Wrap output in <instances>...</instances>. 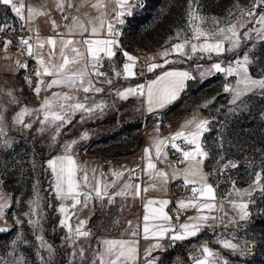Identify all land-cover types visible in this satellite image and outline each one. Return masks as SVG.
I'll use <instances>...</instances> for the list:
<instances>
[{"label": "rangeland", "instance_id": "obj_1", "mask_svg": "<svg viewBox=\"0 0 264 264\" xmlns=\"http://www.w3.org/2000/svg\"><path fill=\"white\" fill-rule=\"evenodd\" d=\"M142 1L146 3L145 7L135 8L132 15L124 18L123 25H117V30L121 34L117 37L119 48H113L116 55L111 59L104 58L103 60V69H106L104 73L112 83H103L105 77H100L101 83H97L96 86L104 90L94 95L91 92L87 94L91 97L88 101L89 105L101 102L106 105L102 111L97 110L91 115L77 112L71 118V123L61 128L58 136L55 133V125H46L45 130L41 132L39 129L42 125L35 115H25L23 118L24 123H31V128H24L23 124L14 122L15 126H20L19 133H17L21 136V143L18 141L19 147L0 149V153L3 154L0 161V177H2L0 193L1 195H4V192L7 193L8 198L4 200H7L10 205L6 218V222L9 221V229L6 230L4 238L0 237V264H14L18 257H23L25 264H92L90 260L97 252L96 245L99 237L108 231L107 222L114 221L115 218L119 220H126V218L123 213L120 215V213L113 212L115 208L106 198L103 205L100 201L93 200L88 207H77L75 211L78 218L70 220L73 229L80 220L87 221L84 230L89 231L91 235L87 238L81 237L75 240V243L65 239L68 234L67 228L60 227L58 223L63 218V214L58 211L61 201L52 194L53 176L46 161L64 154L65 144L75 141L71 153L78 164L87 171L89 182L93 187L95 178L107 182L116 179L113 176L114 172H121L129 177V170L142 164L143 140L151 129L149 125L153 117L148 118L143 109L146 113H151L161 111L163 108L154 106L153 111L148 110L146 88L145 95L137 93L128 95L126 99L120 98L117 91L134 88L140 84L145 85L148 79L149 81L155 79L163 71H182L170 65L182 63L183 59L179 56L185 57V55L172 52V46L176 43L190 41L185 46V52L188 53V60L192 61L191 43L199 46L205 41L203 37L199 40L192 39L193 28L200 21L196 20L190 27V11L200 17H215L221 21V27H226L229 21L236 23L240 19L241 8L251 9L253 3V0ZM29 7L38 12L41 9L32 2H29ZM261 11H264V7L256 9L257 15ZM230 12L231 16H229ZM36 17L33 19L35 20ZM113 17L110 19L111 22H114ZM65 22L66 20H63V23ZM200 26L211 28L213 25L210 20H206ZM252 27L259 28V25L247 23L244 28L238 29L239 35L243 37L244 31ZM178 32H181L179 37ZM41 41L38 42V46L42 44ZM79 42L82 41L79 40ZM208 42L214 41L209 40ZM227 46L228 41H225V47ZM39 51L40 48L38 53ZM124 51L137 58L134 65L136 73L134 77L124 78L122 66L128 62L122 54ZM166 52L168 55L165 57L163 54ZM245 52L249 54L251 61L249 65L251 76L253 78L264 77V41L257 39L254 32L252 39L242 42L241 47L235 52H225L219 56L223 58L222 67H227L237 55L242 59ZM164 59H168L170 63L164 64ZM150 61H156L155 63L158 61L157 64H163V67L149 72L147 68L151 64ZM215 62H202L198 74L192 73L194 79L189 81L173 111H176L174 115H177V112L182 114L183 111H191L199 115L201 120L210 121L207 126L209 130L203 134L202 143L209 153L208 158L204 160V165L209 182L216 191L217 218L212 223L207 222L210 230L198 236L197 241L190 240L193 236L179 240L189 241L171 247L165 253L162 264H180L181 255L186 249L185 245L187 247L197 246L202 255V248L207 246L216 254L218 264H222L225 260L227 264H264V191H253L251 196L243 198L245 202L252 201L248 208L250 216L246 221L239 220L238 211L230 205L228 195L233 190V182L236 189L244 191L249 189L253 183L256 172L264 173V94L257 89L243 96L235 104L231 103L232 95L224 91V85L227 83L235 86L236 77L217 73L215 70L209 71ZM34 65L30 66L28 71H19L15 77L6 80V86L10 87L9 102L13 103V112H20L24 107L30 110L37 109L44 97H51L52 93L56 92L50 89L47 94H43L45 91L42 85L40 95L34 94L33 89L37 83L35 76L37 67ZM44 66L48 67L46 63ZM44 66L40 65L39 69L42 76H44ZM114 69L121 73L119 77L114 74ZM81 71L84 69L77 72ZM201 72L204 75H201ZM28 77L32 78L31 85L26 80ZM60 89V93L68 92L70 95H75L81 102L85 96L82 90L74 92L68 87ZM179 95L180 92L174 101L179 98ZM17 113H14L15 116ZM184 120L182 118L175 121L172 131H191L194 124H186ZM85 134L86 138H83ZM54 136H56L55 139H53ZM165 139L164 132L160 130L152 131L147 135L145 141L151 144L152 162L155 163L156 168L147 169V162L144 178L150 175L151 179L156 177L158 180L157 164L153 159L156 158V142L165 141ZM32 149L37 159L31 156ZM229 161L236 163L238 167L224 169V165ZM187 167L188 163L172 171L165 168L159 169L166 173V178H162V185H166L163 190L167 194L171 180L172 182L184 181L183 170ZM131 180L140 182L133 178ZM260 183L264 188V179ZM116 189L117 183L114 188L109 189V192L112 193ZM37 193L41 198L40 206L36 210L37 214L28 215L30 202L35 201ZM166 201L169 203L163 206V211L167 214L170 200ZM180 201L177 202L178 205ZM70 205L71 201L66 202V206H69V215L73 211ZM186 208L188 209V207L181 209L186 212ZM90 210L93 211L90 212ZM156 215H159L158 211ZM195 216L197 215L190 214L182 218L177 226L170 224L167 227H174L175 232L182 233L179 225L186 222L195 223V221H189V217ZM37 219L40 220L39 225L28 222ZM41 235L48 244L53 246V255L50 259L47 249L41 248L40 241L36 239ZM130 239L136 241L137 248V239L125 238V240ZM224 239H230L238 244L239 249L224 248L221 243ZM22 240L27 243L21 242ZM13 241L16 243L14 244ZM81 247L84 249L83 259L80 258L78 252ZM74 251L75 256L72 255ZM41 257H44L43 261Z\"/></svg>", "mask_w": 264, "mask_h": 264}, {"label": "snow or ice", "instance_id": "obj_2", "mask_svg": "<svg viewBox=\"0 0 264 264\" xmlns=\"http://www.w3.org/2000/svg\"><path fill=\"white\" fill-rule=\"evenodd\" d=\"M117 8L114 9V22H107L105 25L104 16L105 13L101 12V15L97 17L98 23H95L91 20L87 22L88 25H91L89 28L84 22H82L78 17L73 16L72 21L73 25L68 26V34H73L77 29L79 34L83 36L85 32L89 33V38H84L82 43L85 45V52L79 51L77 48H71V51L75 54L72 57L71 62H77L80 59L85 60V69L81 72L68 73L66 71V66L70 63L69 58L64 55V49L69 45L74 43H80L79 41L74 42L72 40H61L63 45L61 48V56L63 57V63L58 66L52 65L51 70L49 67L43 68V75L52 76L49 82L45 83L41 77L42 73L37 71L35 73L37 83L33 92L35 95L39 96L43 89H51L54 86L65 85L74 92L83 91L85 96L81 102L75 95H69L67 93L53 92L51 97H44L40 106L37 109L30 110L27 107H24L16 114L13 118L16 124H23L24 128H31V123H24L25 115H35L36 119L39 120L42 127L39 129L41 132L45 130L44 126L46 125H55L56 136L59 135L61 128L66 124L71 123V118L77 112H83L85 114L91 115L97 110L102 111L106 106L101 103L88 104V101L91 99L87 94L92 93H101L104 89L102 87H97V83H101L99 80L100 77H105L103 83L111 84V79L107 78V74L100 71L102 67V62L104 58L111 59L116 55V52L113 51V48H119V42L117 37L120 36V32L117 30V25H123L125 23V17L130 16L134 13L135 8L142 6V0H115ZM0 5L10 6L11 10L15 13L16 17L21 21V29L25 28V16L24 9L25 4L23 0H0ZM57 7L63 11L64 5L62 0H58ZM68 7H72V4L69 3ZM93 7L100 8L101 4L98 0ZM264 7V0H253L251 9H240V19L236 23L228 22V26L221 27V21L215 17L205 18L198 16L195 12L190 11V27L192 24L199 20L200 23L193 28V37L194 40H199L201 37L204 38V43L199 44L191 43V53L195 54L198 51L201 53H207L209 55L215 54L217 56L223 55L225 52H235L241 47L242 42L252 39V33L256 34V38L264 41V11L259 12L257 15L256 9ZM44 13L38 12L33 8L29 7L27 10V21H32L35 16L43 15ZM232 13H229L231 16ZM65 19H68V16L65 15ZM206 20H210L213 25L211 28L201 27V24H204ZM247 23L253 25H259V28L252 27L247 31H244L243 37L239 35L238 29L244 28ZM52 26L55 29L57 27L55 21H52ZM10 25H0V32L5 31L7 28H10ZM101 32L105 33L106 38H97L93 39L91 37L99 36ZM62 35V34H60ZM181 32L177 33L179 37ZM19 42L25 46L27 54L31 57L33 55V45L30 43L31 37L18 38ZM209 40L214 42H208ZM225 41H228V46L225 47ZM190 41L185 40L183 43H176L172 46V52L180 55L187 56L188 53L185 52V46ZM5 48L11 41H4ZM49 45H54L56 43L55 39L49 37L47 39ZM40 47H43L41 44ZM101 53L104 56H101ZM123 56L126 58V61L122 66L124 78L134 77V65L136 62V57L130 55L128 52L124 51ZM165 57L168 53L163 54ZM190 58V56H189ZM170 61L164 59V64H168ZM221 62H215L211 65V70H215L217 73H225L227 76L236 77L235 86H230L229 84L224 85V91L231 93L232 99L231 103L235 104L237 101L241 100L243 96L248 93H252L254 90H261V94H264V77L253 78L249 72V65L251 61L249 59V54L245 52L243 58L241 59L239 55L236 56L234 61L228 63L227 67H222ZM39 64L43 66L45 61L43 59L39 60ZM27 65H22L26 67ZM163 64L151 63L148 65L147 70L153 72L157 68H162ZM114 74L119 77L120 72L113 70ZM201 75H204L201 72ZM189 72L187 71H175L168 70L163 71L161 74L156 76L155 79H152L147 82L146 85V96L148 101V110L153 111V107H164L166 104L174 101L177 98L178 93L183 89L185 81L191 79ZM29 85L32 83V78H26ZM145 85L140 84L134 88H128L123 91H117V95L126 99L128 95H135L139 93L140 95H145ZM15 102V100L13 101ZM42 114V119H41ZM83 118V117H82ZM4 119L3 115H0V122ZM189 124H194V128L189 131H177L170 138V145L166 144L165 141L160 140L156 142V158L161 160V162L166 161V152L164 151L167 147H171L176 153L181 156V159L178 163H188V167L183 170V178L187 185H193L192 199L189 201H180L179 206L181 208L185 207H195L198 209V212H204L205 210L209 213L217 208V204L214 202L215 189L212 184L207 183V176L202 173L201 165L205 159L208 158L209 153L205 150V146L202 143L203 134L208 131V120L200 121H189ZM0 133H4V128L0 126ZM53 137V139L56 138ZM86 138V134L85 137ZM178 140L183 141V145L177 143ZM76 142L71 141L66 143L64 146V154L57 155L46 161L47 167L51 170L53 176L52 182V194L59 200L61 203L58 206V211L63 214V218L58 222L60 227L67 228V236L65 239L72 240L75 243V240H78L81 237L87 238L91 234L89 231L84 230V225L87 223L85 220H80L79 224L73 229L70 224L72 218H78L76 209L77 207H88L93 200L100 201L103 205V201L107 198L109 204H111L115 197L117 196H127L129 194L133 196L140 195V185H132L130 183H125L119 191L110 193L109 189L114 188L116 185V179H113L111 182L102 181L99 178H95V186L93 187L92 183L89 182V176L87 171L78 164L74 155L71 153L72 145ZM187 147L188 150H184ZM145 158L148 163L146 165L147 169H155L156 165L152 162V157L149 154V149L145 148ZM173 167L172 165H169ZM228 167L236 168L238 165L231 161L228 164L224 165V169ZM136 169L129 170V179L132 178ZM80 173H83L80 175ZM123 173L114 172L113 176L118 178ZM157 176L161 178H166V173L163 171H158ZM264 179V173L256 172L255 179L250 185L249 189L240 191L234 187L233 190L229 192V203L230 205L238 211L239 220L246 221L250 213L248 211L249 205L252 203L251 200L245 202L244 197L252 195L253 191H264V188L261 187V180ZM38 183V182H37ZM135 189L133 192H129L130 189ZM147 191V189H145ZM235 197V198H232ZM40 196L39 193L36 194V199L34 202H30V212L28 215H36L37 208L40 206ZM71 201L70 208L73 210L71 215H69V206H66V202ZM211 201V202H209ZM157 203V201L148 200L145 207V215L143 217V234L144 238H149V234L153 237L163 238L168 233H173L171 239L175 241L186 239L189 236H195L198 234L203 227L209 226L207 222L210 219H215V217L209 215H197L195 217H189V221H195V223H183L179 225L181 232H175L174 227H167L164 224L152 223L150 227V219L152 221L163 220L165 222L170 221V217L163 211V206L167 205L169 201L162 200L158 201L161 205L159 210L153 209V213L158 211L159 215L149 214V205ZM7 205L0 204V216L4 215L5 208ZM222 210V205H221ZM30 224H40V220L35 221L29 220ZM131 226V221H129ZM7 229H0V231H6ZM137 235L136 231L131 233L132 237ZM37 240L40 241V247L47 249L49 253V259L53 255V246L48 244L43 236H37ZM27 243V241H21ZM15 244L16 241H13ZM224 248L237 250L239 245L233 243L230 239H224L221 241ZM103 246V251H97L94 253L92 264H129L130 261H135L137 258V248L135 246L136 241L134 240H124V239H105L101 241ZM162 245L159 243L153 244L149 249L146 250V255H150L151 251L154 249H160ZM79 256L81 259L84 258V249L81 247L78 249ZM202 257H193L194 264H218V258L215 253H213L207 246L202 248ZM39 255V253H37ZM73 256L76 255L74 251ZM41 260H44V257H41ZM14 264H25L23 257H18L17 261ZM146 264H153L152 260H147ZM222 264H227V261H223Z\"/></svg>", "mask_w": 264, "mask_h": 264}, {"label": "crops", "instance_id": "obj_3", "mask_svg": "<svg viewBox=\"0 0 264 264\" xmlns=\"http://www.w3.org/2000/svg\"><path fill=\"white\" fill-rule=\"evenodd\" d=\"M25 4V20L28 23L29 26H32L36 32V38L34 40V64L36 65L37 69L36 72L39 71L40 64L39 60L43 59L49 69L51 70L52 65L58 66L59 64L63 63V57L61 56V40H72L74 42L77 41H83L84 38H89V33L85 32L82 35L79 34V30L73 32V34H68V26L73 25L72 17H78L82 22L86 24L89 28L91 25H88L87 22L89 20L98 23L97 17L101 15V12L105 13L104 20L105 25L107 22L110 21L111 17L115 15L114 9L117 8V5L115 3V0H99L101 7L96 8L93 7L94 4L98 2V0H62V3L64 5L63 11H61L57 7L58 0H23ZM29 2L35 3L38 8H41L39 12L44 13L43 15H38L36 19L32 21H27V10H28V4ZM71 3L72 7H68V4ZM45 4V8H43V5ZM65 15L68 16V19H65ZM63 20H66L65 23H63ZM52 21H55L57 27L54 29L52 26ZM62 34V35H60ZM49 37H52L55 39L56 43L54 45H49L47 43V39ZM93 39L97 38H106L105 33L101 32L99 36L91 37ZM42 40L43 47L38 46V42ZM76 40V41H75ZM82 43V42H81ZM74 43L73 45H69L67 48L64 49V55L69 58L70 63L66 66V71L68 73H76L78 70L85 69V60L80 59L77 62H71L72 57L75 55L71 48L75 47L81 52H85V45L82 43ZM41 45V44H40ZM40 48V51L38 53V49ZM179 58L183 59L182 63L180 64H170L172 67L180 68L182 71H187L189 74H198V69L202 62L200 61H190L188 60V56H179ZM156 61H150V63H155ZM158 63V61H157ZM44 66V65H43ZM21 62L20 59L13 55H4L0 57V115H3L4 119L2 122H0V126L4 128V133H0V149H6L9 147H19L18 144L21 141V136H18L17 133H19L18 129L20 126L14 125L13 117L15 116L13 112V103L9 102V96H10V87H7L6 80L11 79L12 77H15V74H17L20 71ZM46 67V66H44ZM43 67V68H44ZM71 69L73 71L71 72ZM157 70V69H156ZM160 73V72H159ZM154 74V73H153ZM14 79V78H13ZM41 79L47 83L51 79H53L52 76L44 75L41 77ZM149 79L147 80V82ZM189 79L185 81V85L183 89L180 91L179 98L174 101L173 103H170L168 105H165L162 107L163 109L161 111H154L151 113H146V111L143 109L144 113L147 115V117L151 116L154 113H161L165 119H168L170 121V126L168 129H164L163 127H156L151 128L149 130V133L155 130H160L164 132V135L166 137L165 143L169 144L171 143L170 138L172 135H174L177 131H172V127L174 125L175 121H178L182 118H184V122L186 124H189L187 122L189 121H200L201 117L194 112L191 111H183L181 113H176L177 115H174L176 111H173L174 107L179 102V99L181 98L184 90L186 89L187 85L189 84ZM146 82V84H147ZM145 84V88H146ZM62 87H67L65 85H59L54 86L51 88L52 90H56V92H59ZM48 90H44L43 94H47ZM70 90V89H69ZM68 90V91H69ZM145 91V89H144ZM68 94V92H67ZM70 95V94H69ZM183 107V106H181ZM182 109V108H181ZM170 110V111H169ZM194 128V127H193ZM192 130V129H191ZM190 130H187L185 132H189ZM148 133V134H149ZM147 134V135H148ZM147 135L144 137L143 140V148L147 147L149 149V154L151 156L152 147L150 143H147L145 141ZM19 141V142H18ZM21 143V142H20ZM177 143H180L183 145L182 140H178ZM20 150V149H19ZM166 152V161L161 162V160H158L157 158H154L153 160L157 164V170L165 168L168 171H172L175 168H181L186 165L187 162H185L182 166H175L174 164V155L178 154L176 153L171 147H167L165 150ZM31 156L37 159L38 157L35 155L33 149L30 151ZM3 154L0 153V161L2 160ZM152 157V156H151ZM153 158V157H152ZM147 159L145 158V151L143 155V161L142 164V176L140 179V182H134L133 180L129 179V177L126 175H121L119 178H116L117 183V189L116 191H119L120 188L125 183H130L132 185H140V195L139 196H133L131 194L127 196H117L115 197L114 201L111 203L112 207L115 208L113 212H116L117 214L123 213L124 219H117L115 218L114 221H108L106 228H108V231L100 235L98 244L96 245L97 251H103V246L101 244V241L105 239H124L125 238H135L137 239V258L135 261H130L129 264H146L147 260H152L153 264H162V261L164 260L165 253L171 249L170 244L168 243V240L171 239L172 233H168L163 238H157L153 237L151 234H149V238L145 239L143 234V217L145 215V207L144 205L148 200L157 201V203H154L152 205H149V214L150 217L153 214V209L157 210L160 209V204L158 201L162 200H170V205L167 207V215L171 218V208L177 206L181 209V207L178 205V201H189L192 199V192L191 189L193 185H185V187L182 189L181 198L173 201L171 200L169 193H170V187L172 180L168 184V194L166 191L163 190V188L166 185H162V178L159 177L158 180L155 177L154 179H151L150 175H147V178H144V172H145V164L147 163ZM169 165H172L173 167H170ZM202 173L207 176V183L211 184L209 182V177L207 173V169L205 168L204 161L201 166ZM129 170V169H128ZM127 172V171H126ZM2 179V177H0ZM158 181V182H156ZM183 181V180H182ZM184 182V181H183ZM163 186V187H162ZM147 189V191H145ZM135 189H130L129 192H133ZM115 192V191H114ZM7 193L4 192V195H1L0 193V200L2 198V202L0 201V204H5L7 207L5 208L4 215L0 216V229H9V221H7L8 217V211L10 210V205L7 203V200H4L7 195ZM215 197H216V191H215ZM8 198V197H7ZM107 199V198H106ZM211 202V201H209ZM217 204V199L214 201ZM187 209V208H186ZM182 210V209H181ZM93 210H90L92 212ZM217 211H218V205L217 208L212 210L210 213L208 211L204 212H198V209L195 207H188L187 211L182 210V215L180 218L174 222L172 218L169 222H165L163 220H156L152 221L150 219V227L152 223H159L164 224L165 226H168L170 224L178 225V223L182 220V218L188 217L190 214L195 215H209L212 217L217 218ZM190 213V214H189ZM214 219H210V223H212ZM129 221H131V226L129 225ZM215 225V224H214ZM132 228L138 229V234L135 237L131 236ZM210 230L207 226L202 228V230L193 236L190 240L197 241L198 236H200L203 232ZM6 231H0V237H5ZM189 240L179 241V242H185ZM159 243L162 245V248L160 249H154L151 251L150 255H146V250L150 248L151 245ZM92 261V259L90 260ZM97 264L99 262L97 261Z\"/></svg>", "mask_w": 264, "mask_h": 264}, {"label": "built area", "instance_id": "obj_4", "mask_svg": "<svg viewBox=\"0 0 264 264\" xmlns=\"http://www.w3.org/2000/svg\"><path fill=\"white\" fill-rule=\"evenodd\" d=\"M146 3L142 1V6L137 7V9H142L145 7ZM25 16V11H24ZM21 21L19 18L16 17L15 13L11 10L10 6L0 5V25H10V28H7L5 31L0 32V57L4 55H13L20 59L21 67L20 71L25 72L28 71L30 66L34 65V40L36 38V32L32 26H29L28 23L25 20V28L21 29L20 27ZM20 37L28 38L31 37L30 43L33 45V55L30 57L27 54L25 46H23L19 39ZM9 40L11 41L10 44H8L7 48H5L4 41ZM101 56H104L102 54ZM104 60V59H103ZM192 61H201V62H215V61H222L223 58L215 55V54H207V53H201L197 52L195 54L191 55ZM27 65L26 67H22V65ZM35 66V65H34ZM100 69H103V62L102 67ZM106 71V69H103ZM192 77L189 80H193L192 74H190ZM149 117H153V119L150 122L149 128H156V127H163L164 129H168L170 126V121L168 119H165L164 116L161 113H155L152 114ZM148 117V118H149ZM184 150H188L187 147L184 148ZM181 159V156L179 154L174 155V164L175 166H182L184 163H178V161ZM136 169L135 173L132 174V178L135 180H140L142 176V165H136L134 167ZM185 182L182 180H175L171 183L170 187V198L173 201H176L180 199L182 194V189L185 187ZM182 215V210L178 208L177 206L171 208V218L174 222H176L180 216ZM136 231L138 234L137 228H132V232ZM168 243L171 247L176 246L179 243V241H175L173 239H169ZM186 249L184 250L183 254L180 258V264H191L194 262L192 259L193 257H200L202 254L199 251V248L196 246L187 247L185 245Z\"/></svg>", "mask_w": 264, "mask_h": 264}, {"label": "bare ground", "instance_id": "obj_5", "mask_svg": "<svg viewBox=\"0 0 264 264\" xmlns=\"http://www.w3.org/2000/svg\"><path fill=\"white\" fill-rule=\"evenodd\" d=\"M100 71L103 72V73L105 72L103 69H100Z\"/></svg>", "mask_w": 264, "mask_h": 264}]
</instances>
